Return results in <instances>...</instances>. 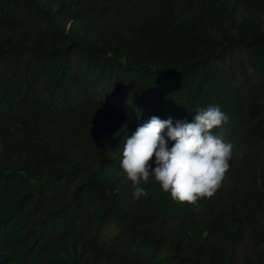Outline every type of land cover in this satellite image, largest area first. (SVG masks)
<instances>
[{
	"label": "trees",
	"instance_id": "1",
	"mask_svg": "<svg viewBox=\"0 0 264 264\" xmlns=\"http://www.w3.org/2000/svg\"><path fill=\"white\" fill-rule=\"evenodd\" d=\"M210 105L215 194L135 198L123 136ZM0 264H264V0H0Z\"/></svg>",
	"mask_w": 264,
	"mask_h": 264
},
{
	"label": "clouds",
	"instance_id": "2",
	"mask_svg": "<svg viewBox=\"0 0 264 264\" xmlns=\"http://www.w3.org/2000/svg\"><path fill=\"white\" fill-rule=\"evenodd\" d=\"M226 121L221 108L210 105L198 108L192 122L174 124L172 118L152 116L130 136H123L120 167L132 182L134 197L146 195L140 184L151 176L181 204L196 206L201 198H211L229 169L232 145L213 134ZM153 157L154 170L149 164Z\"/></svg>",
	"mask_w": 264,
	"mask_h": 264
}]
</instances>
